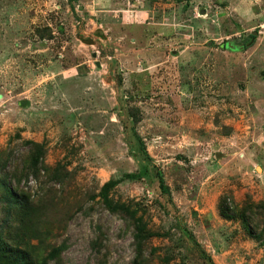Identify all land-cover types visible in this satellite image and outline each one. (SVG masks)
I'll use <instances>...</instances> for the list:
<instances>
[{
	"label": "rangeland",
	"instance_id": "1",
	"mask_svg": "<svg viewBox=\"0 0 264 264\" xmlns=\"http://www.w3.org/2000/svg\"><path fill=\"white\" fill-rule=\"evenodd\" d=\"M26 139L49 168L19 185L50 221L33 241L67 245L48 264H134L110 179L161 233L143 264H264L220 210L264 200V0H0V180Z\"/></svg>",
	"mask_w": 264,
	"mask_h": 264
},
{
	"label": "trees",
	"instance_id": "2",
	"mask_svg": "<svg viewBox=\"0 0 264 264\" xmlns=\"http://www.w3.org/2000/svg\"><path fill=\"white\" fill-rule=\"evenodd\" d=\"M29 147L26 166L19 171L13 169L5 172L0 180V203L3 216L0 219V264H48L50 260L59 258L67 245L53 246L46 254L41 246L33 241H41V235L46 231L41 224H49L46 220V206L37 203L29 191L20 188L22 180L28 179L30 175L39 176L43 170L49 169L44 163L46 149L43 143L32 139L24 140ZM13 161L10 160V163ZM60 167H55L51 178L62 182L63 175L59 174ZM161 186L165 187L163 177H160ZM12 180L18 181L17 185ZM115 179L108 180L102 187L100 195L107 208L112 212L121 213L132 220L134 227V241L136 246V258L134 264H143L144 243L153 236L161 235L147 227V221L143 215H139V206L134 202L115 201L109 196L110 190L116 184ZM234 201L223 197L220 203L221 213L227 218L240 217L247 231L259 239H264V230L257 231L256 227L260 220L259 214L264 215V200L254 202L249 200L248 204L237 211L233 205ZM257 216V217H255ZM49 230V227L47 228ZM211 264H214L213 262Z\"/></svg>",
	"mask_w": 264,
	"mask_h": 264
}]
</instances>
